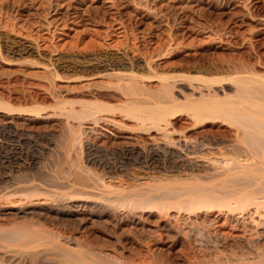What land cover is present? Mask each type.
<instances>
[{"label": "rangeland", "instance_id": "rangeland-1", "mask_svg": "<svg viewBox=\"0 0 264 264\" xmlns=\"http://www.w3.org/2000/svg\"><path fill=\"white\" fill-rule=\"evenodd\" d=\"M71 1L84 2V12L73 8L76 3L67 9ZM49 2L0 0V39L32 43L41 55L8 54L0 45V125L14 122L21 132L0 135V178L5 177L0 179V196L21 188L19 182L33 174H59L74 156L73 161L79 155L83 159L77 160H84L86 154L81 151L77 154L69 148L67 155L64 126L83 120L68 118L73 111L89 109L112 120L117 125L114 134L120 138L115 145L91 138L93 148L87 156L121 169L116 178L127 187L124 194L160 206L138 213L137 224L125 231L109 224L83 228L64 224L47 227L48 233L32 225V232L37 231L34 235L40 236L37 243L33 233L28 234L34 242L31 245L23 237L18 242L3 237L16 228V232L30 230H22L29 217L0 214V264H96L98 260L99 264H264V210L248 219L228 203L226 195L239 181H243L242 188H250L258 175L246 147L237 142L227 110L247 102L234 79L264 77V0H70L57 13L50 12ZM44 55L69 63L121 56L134 59L144 65L143 70H134L142 90L127 78L56 72ZM131 83L137 91L131 86L129 92ZM147 108L153 109L149 113ZM155 108L163 115L147 118ZM143 128L150 129L149 135H143ZM121 136L138 137L139 146L164 141L189 144L179 152L162 150L160 157L143 165L136 157L127 159ZM61 158L68 160L60 162ZM233 158L240 164L249 161L247 170L253 167L251 173L246 172L251 174L250 183L246 169L241 170L245 179L237 172L235 179L230 167L218 169L227 175L231 172L228 177L212 170V162L224 165ZM33 161L43 168L25 170ZM261 172L259 180L264 179ZM142 174L145 178H138ZM49 175L44 178L50 179ZM230 176L239 181L231 183ZM254 184L255 188L259 181ZM195 187L213 191L222 199L206 198L189 205L184 189ZM13 206L4 208L17 210ZM17 221L22 222L21 228ZM68 236L79 243L69 244Z\"/></svg>", "mask_w": 264, "mask_h": 264}, {"label": "bare ground", "instance_id": "bare-ground-1", "mask_svg": "<svg viewBox=\"0 0 264 264\" xmlns=\"http://www.w3.org/2000/svg\"><path fill=\"white\" fill-rule=\"evenodd\" d=\"M69 1L66 2L65 0H50V2H49V5H50L49 9H51L50 12H56L57 13L60 9L63 8V3L66 2L65 4H67ZM109 1H111V0H109ZM112 1H114V0H112ZM71 2H72V4H71ZM71 2H69L67 4V9L71 8L74 3H76V4H74L75 6H73V8H75L76 10H79V12L81 10H83L84 7H86L84 5V2L83 3L82 2L77 3L75 1H71ZM112 6H115V5L112 4ZM83 12H84V10H83ZM77 15H79V14H77ZM72 18H75V16ZM76 19H79V18H76ZM54 20H55V18H54ZM63 20H65V19H63ZM51 22H53V19ZM72 22H70V23H72ZM59 23H60V21H59ZM73 24H75V22ZM0 45L3 46V48L5 49V51L8 54H17V55H22V56L23 55L41 56L38 52L39 47L37 48V46L35 47L34 44L29 43V42L10 41L8 39L7 40L0 39ZM44 57H46L49 60L50 65L52 67H54L56 72L69 73V72L73 71V73L74 72L83 73V74L87 75V77L89 75L90 77H95V78H106V77L110 78L113 76L120 77V78H127L128 80H130V82L131 81L136 82L137 88H138L137 81L140 82V79L136 80L138 78L136 76L137 74H134V70L139 71V70L144 69V67H143L144 65L141 66V64L138 61H135L134 59H132V60L127 59V58H125V56L124 57L123 56L117 57V59H110V60L108 59L107 61H102V62L101 61L96 62V60L94 62L91 60H88V61L83 60V61H77V62L74 61L71 63L64 62V59L60 58V57L56 58V59L53 58V56L49 57V55L48 56L44 55ZM117 69H123L125 71H130V72L125 73V71H124V73H120V72H116ZM101 71H106V72L111 71L113 74L103 75L101 73ZM114 72H115V74H114ZM127 79H125V80H127ZM233 81L237 85L241 86V92L245 96L247 102H246V104H240V105L235 104L236 106L233 105L230 109L227 110V113H228L229 119L231 121V124H233L237 130L236 132H237L238 144H242L243 146L246 147L245 151L247 152V156L248 155H249V157L251 156V158L253 159V161L252 160L251 161H252V163L254 162V164H253L254 166L253 165L252 166L254 168H255V166L258 168L254 169L252 166L251 167L253 168V171L257 170L256 174L259 175V172H261V171H262L261 173L264 172V161H263L264 159L262 160V157H264L263 156L264 155V77L254 76V77H251L249 79L237 78V79H234ZM136 85L135 86L133 84L130 86L127 85L128 86L127 89L129 90V92L132 89L131 86L132 87L134 86L133 88L135 90ZM129 87H130V89H129ZM139 89L142 90L141 88H138V90ZM123 91H124V89H123ZM135 91H137V89ZM131 93H132V91H131ZM131 93L130 94L128 93V94L132 95ZM131 101H133V100H131ZM85 106L87 107V105H85ZM151 109H153V108H151ZM151 109H148L149 113H150ZM158 109L155 110L156 112L154 110H152L154 112V113L151 112V114H150V115H152V117H150V115L148 116L149 113L147 112L148 113L147 118H156V119L160 118L163 115V113L160 109H159V112H157ZM202 110H204V109H202ZM99 114H100V112H99ZM68 118L76 119V121L78 119L79 120L83 119L87 123L84 124L83 123L84 121L82 120L81 122L78 121L79 124L77 122L76 123L77 125H74L73 122L75 120L72 121L73 120L72 119L70 121H72L73 125H70L71 123L69 124V121H68V123L64 126V129H66L65 132L68 133L67 137H66L67 145L65 147L68 146V148H64L65 144L62 145L63 147H61V148L67 149L66 152L70 148L73 151H78L77 154H80L79 151H81L83 154L85 153L86 155H84L85 156L84 160H80V159H83V158H80L82 155L81 156L77 155L78 157L76 156L77 158L74 161L72 159L75 156L72 157V159L70 158L71 160L70 159L68 160L66 158L69 162V163L67 162L69 165L67 168H66V166H64V168L61 167V169L59 170L60 171L59 174H57V172L56 173L53 172L51 175H49V173L47 174V172L44 169L43 170L41 169L42 171L46 172L44 174V176L43 175L41 176L40 174H37V173H36L37 175L33 174L32 176H30L29 179L26 177L27 179L19 182L20 185H23L21 188L19 187V188L13 189L12 192L6 193L4 195L2 194V196H0V205H2V206H0V214L6 215V216L12 215V216L18 217L20 219L22 217L25 220L27 217H29V219L31 218V221H29V219L27 218V220L29 222L27 220H26L27 222L26 221L23 223L21 222L22 225L25 223L23 225L22 230L24 228H26V230L27 229H30V230H27L24 232H19V231L16 232L17 228L15 227L16 229L13 230L14 231L13 233L11 232V233H7L5 235L3 234V237H6L8 239L13 238V239H15V241L18 240L17 238H19L18 241H23L24 239H28V240H25V242L27 241V243L29 244V243H31L30 241L32 240V238L29 241V238L27 235L32 234L33 232L36 231V230H34L32 232V230H33V229L31 230L32 225L33 226L37 225L38 228L42 227V228L46 229L47 227L49 228V227L60 226V225L62 226L64 224L77 225L78 227L76 226V228H79V227L83 228L87 224H96V225L97 224H102V225L104 224V226L106 224L108 226V224H109V225L113 226L112 228H114V229L119 228L121 231L122 230L125 231L128 228H130V229L133 228L137 224L138 221H136V219H139V218H137L138 213L143 214V213H145V211L148 212L147 208H149L152 205H155L156 207L160 206V204H154L153 203L154 201L151 202V200L149 201L147 199H145V200L133 199V198H131V195L129 193L124 194V191H127L126 190L127 187L125 188L122 183L117 181L118 178H116L118 171H120L121 169L119 167L111 166V164H109V163L108 164L107 163H96V161H93L92 158L90 159L87 156L88 153L93 148V145H92L91 140H90L91 138H95L96 140H99V141H104V143H106V144L111 143V145L112 144L115 145V142L118 141V139L120 137L118 138L114 134L115 129H117V125L114 122H112V120L99 116L97 110L94 111V110H89V109L87 111L81 112V113L73 111L72 116L70 114V117H68ZM8 123H10V124L0 125V135H3V137H4V136H11V135H19V133H21L20 130L18 129V127L15 124H13L14 122L13 123L8 122ZM144 127H145V125H144ZM140 128H142V127H140ZM155 129H156V127H155ZM141 131H144V133L141 132L144 135L145 133L148 134L150 129L143 128ZM137 138H135V137H129V138H125V139L123 138L125 140V142L122 144L123 148H124L123 150L127 153V156H128L127 159L128 160H131V157H136L137 162H139L143 165L149 164V163L151 164L152 161H154L156 158L160 157V155H161L160 153L162 150L167 152V153L173 152V150H178V152H179L180 148H188V144H189V142L187 144V141H186V143L184 142L185 144H182L178 141L177 142L164 141L161 143L156 142V144H153V145L139 146L138 145L139 140ZM155 140H157V139L155 138L154 141ZM64 143H66V142H64ZM50 144H52V143H50ZM2 148L3 147L0 145V151L2 150ZM71 150H69V151H71ZM243 151H244V149H243ZM245 151L243 153H245ZM67 155L69 156L68 152H67ZM63 157H64V155H63ZM192 157H188V159L190 158V160L192 162L198 161L197 158H192ZM78 158H80V159L77 160ZM248 159H250V158H248ZM66 161H62V158L60 160V162H66ZM33 163L34 164H32V165L29 164L30 165L29 168L25 167V170L30 171L31 169L36 168L37 166L41 167L40 162L38 163V161H36V162L33 161ZM67 163L65 165H67ZM228 163H229V161H228ZM240 163L241 162H238V159L236 160L234 158L232 160H230L229 164H224V165H222V164L220 165V163L215 164L214 162H212V170L216 173L217 170L219 169V167L221 169H223V168L225 169L227 167L228 168L230 167V169H228V170L232 169L234 171V174H232V176H234L235 179H236V172H237V173L241 174L242 179L243 178L245 179V177L246 178L248 177L247 179H248V182L250 183L251 180L249 181V177L251 176V174L248 173V175H249L248 176L246 173V172H250V170L252 169L251 168L250 170H247L248 165H250L249 161L247 162L248 165H246L245 163L244 164H240ZM62 164L64 165V163H61V165L60 164L59 165L62 166ZM231 166L235 169H233ZM22 167H24V166H22ZM98 167H99V169H102L103 171H107V174L99 173V171L97 169ZM20 168H21V166H20ZM41 168H43V167H41ZM248 168H250V166ZM242 169L243 170L246 169V170H244L246 173L245 177L243 175L244 173H242L244 171H241ZM226 170L227 169H225L224 171H226ZM236 170H240L241 172L240 171L238 172ZM34 171L37 172V171H39V169H34ZM220 171L218 170L219 173H222V174L225 173V172L223 173ZM18 172H19L18 174H20L21 172H23V169H19ZM251 172H252V170H251ZM226 173H225V176L227 175ZM261 173H260V177H261ZM28 174L31 175V173H28ZM229 174L231 175V172ZM229 174L226 177H228ZM45 175H49L48 178H50V179H47V178L45 179L44 177H47ZM258 175H256V176L253 175L255 177L252 179V182H253V185H256L254 183L259 181V184L257 186H255V188L253 187V185L250 186L251 190H249L250 188H244V186L242 188V186H240L241 182L243 184V181H239V179H238L240 177V180H242L240 175L237 178V180L239 182L237 180L233 179L232 176H230L232 179L229 177L231 180V181L230 180L229 181L231 183L233 180L234 184H236L238 182L237 185L238 184L239 185L237 187L238 189L236 187L234 189V186H233L234 190H232V188H231V190H228V193L226 194L227 199H228V203L234 204L238 209L240 208V211L242 210V214H245V216H247L248 219H251L252 217H254V215H256L258 211L260 213V211L262 209L264 210V179H262V180L257 179ZM22 176L24 177V175H22ZM142 176H144V177H142ZM145 176L146 175L142 174L141 176H139V177L137 176V177L144 179ZM262 177H264L263 174H262ZM138 178H137V180H138ZM0 179H2L1 181H3L5 179V177L0 178ZM8 179H9V177H8ZM133 180H135L134 175H133ZM9 181H11V180H9ZM246 181L247 180H245L244 182L246 183ZM17 185H18V183H17ZM237 185H235V186H237ZM239 186L242 189H239ZM246 186H248V184ZM252 187H253V189H252ZM184 190L187 192L186 194L190 197V199L187 203L189 205L200 203L198 201H201L202 199H206V198H212V200H215V199L217 200V198H219L218 195H217V197L215 196V194H216L215 192H213V191L210 192L208 190H202V188H200V189L196 188L193 190L192 189L191 190L190 189H187V190L184 189ZM110 195H112V196H110ZM220 199H222V198H219V200ZM8 204L10 206L14 205L17 210H13L11 208H4ZM3 205H6V206L3 207ZM186 207L188 208V205ZM141 218L142 217H140V219ZM14 219L16 220V218H14ZM23 220H21V221H23ZM17 222L19 223V224L17 223V226L18 225L20 226V224H21L20 221H17ZM139 222H140V220H139ZM260 225H262V224H258V226H260ZM21 227L22 226H20V228ZM20 228L18 227V230H20ZM45 229H42V230L40 229V231L42 232L44 230V232H46ZM47 231L49 233V230H47ZM115 231H117V230H115ZM44 232H42V233H44ZM35 233H37V231ZM25 235L27 236V238H24ZM33 235H34V233H33ZM50 235H52V234L50 233ZM38 236H40V235L38 234ZM38 236L36 234V236L34 237L36 239L37 243H38V240H37ZM3 237H2V239L4 240ZM22 237H23V240H22ZM63 237H62V239H64ZM68 237L69 238H66L67 240L66 239L65 240L68 241L69 244H73V243L77 242V238L70 237V236H68ZM20 238H21V240H20ZM50 238H52V237L50 236ZM56 239H58V238H56ZM59 239H61V238H59ZM18 241H16V242H18ZM36 241H35V243H36ZM25 242L24 243L20 242V243H23L26 246L27 243L25 244ZM32 243H34V242H32ZM77 243H79V242H77ZM31 244H29V245H31ZM98 262H99V260H98ZM98 262H96V264Z\"/></svg>", "mask_w": 264, "mask_h": 264}]
</instances>
